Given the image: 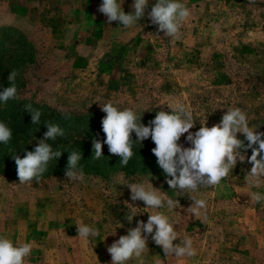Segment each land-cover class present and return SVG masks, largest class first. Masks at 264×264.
Segmentation results:
<instances>
[{
	"label": "rangeland",
	"instance_id": "rangeland-1",
	"mask_svg": "<svg viewBox=\"0 0 264 264\" xmlns=\"http://www.w3.org/2000/svg\"><path fill=\"white\" fill-rule=\"evenodd\" d=\"M133 2L123 0L126 14ZM155 2L149 0L145 17L125 28L107 22L98 11L102 0H0V28L12 27L27 41L15 48L25 59L6 67V79L16 70L29 96L59 110L103 112L100 104L111 101L140 116L181 102L193 112L195 132L239 107L249 126L264 132V0H179L190 10L179 39L165 37L147 18ZM237 138L247 145L243 134ZM182 146L191 145L183 140ZM238 151L245 161L238 159L220 186L193 193L172 191L166 177L127 176L118 167L104 177L85 173L83 181L44 174L21 184L18 177L0 176V236L14 246L32 243L24 264H111L107 247L154 211L131 201L121 184L150 182L179 200L174 211H159L177 233L173 243L190 237L196 255L166 257L149 237L145 264H264V203L251 199L253 192L264 193V183L246 181L252 150ZM191 197L207 202L199 216L185 211ZM125 201L139 208L131 224ZM78 221L100 236L76 238Z\"/></svg>",
	"mask_w": 264,
	"mask_h": 264
},
{
	"label": "clouds",
	"instance_id": "clouds-1",
	"mask_svg": "<svg viewBox=\"0 0 264 264\" xmlns=\"http://www.w3.org/2000/svg\"><path fill=\"white\" fill-rule=\"evenodd\" d=\"M123 0H102L98 11L107 17L110 24L113 21L125 28H130L145 17L149 0H134L131 7L133 11L126 14L122 8ZM190 17V10L179 0H156L155 4L147 13L151 24L158 26V31L163 32L165 37L173 39L180 38L182 23ZM18 72L12 70L8 76V87L0 91V102L7 103L17 95L16 78ZM101 110L106 113L102 119V131L106 136L102 142L93 139L94 158L103 157V145H107L109 153L120 157L122 166H127L134 155L133 146L135 142H142L149 137L155 144L151 149L156 157L158 166L163 170L166 183L172 191L178 193H193L200 188H215L221 185V181L228 177L229 173L236 167L237 160L245 161L239 149H251V156L248 163L252 165L250 171L245 175L246 181L255 187L264 183V132L257 131L249 126L246 114L239 107H229L223 114L221 121L211 127L202 122L199 130L192 132L196 125L193 112L181 102L170 103L167 108L170 111L160 110L156 112L155 118L148 126L140 123L141 116H137L131 108L118 109L111 101L100 104ZM31 114V122L34 125L40 124L41 111L33 109L31 105H25ZM47 131L43 139L37 142L34 151H27L23 158L15 156L17 175L19 183L24 184L37 181L47 171L51 160L62 155L61 151H53L52 145L47 141H55L57 137H63V130L55 124L46 123ZM135 132L137 139L134 141L131 134ZM241 133L247 140V145L237 138ZM186 135V141L190 147H183L179 141ZM12 138L11 129L0 122V143L7 144ZM255 146V147H254ZM82 154L78 151L69 152L65 177L72 181H83L84 172L79 166ZM170 177V178H169ZM121 177H117L120 180ZM130 189L131 201H142L146 207L153 212L148 213L147 222L137 221L135 227H130L126 235H122L107 247L111 256V264H128L132 259H137L139 264H145L142 259L147 248L148 238L157 246H160L166 257L176 258L193 257L196 251L193 247V240L185 237L180 243L174 244L177 233L173 224L161 209L172 212L180 207L179 200L162 194L159 189L153 187L149 182L124 183ZM251 199L255 203H264V193L253 192ZM191 206L185 211L194 216H199L201 210H206L205 199L191 197ZM127 202V201H125ZM127 204H129L127 202ZM131 205V212L126 220L131 224L133 218L138 214V207ZM206 218V217H205ZM78 236L85 242L90 237H99L100 230L78 221L76 224ZM123 226V224H122ZM121 226V227H122ZM116 233V232H115ZM113 233L112 235H115ZM105 237L103 241L106 239ZM32 243L26 242L14 246L13 242L0 236V264H24V259L32 251Z\"/></svg>",
	"mask_w": 264,
	"mask_h": 264
},
{
	"label": "trees",
	"instance_id": "trees-1",
	"mask_svg": "<svg viewBox=\"0 0 264 264\" xmlns=\"http://www.w3.org/2000/svg\"><path fill=\"white\" fill-rule=\"evenodd\" d=\"M16 33H18L17 30L12 27L0 28V91L10 86L6 79V67L24 58L15 54V48L17 46L23 48L27 41L16 36ZM16 86V97L7 103L0 102V122H4L12 131L9 142L0 143V176L18 177L15 156L23 158L27 151H34L37 142L43 139L44 133L48 130L45 124L51 123L58 125L63 130L64 136L57 137L55 141H47L52 145L53 151L62 152L59 158L49 162L47 171L44 173L47 177L55 175L65 177L69 152L78 151L82 154L79 166L82 167L84 174L104 177L118 167L120 172L127 176L152 175L156 179L165 178L163 170L158 166L156 157L151 152L155 144L150 137L142 144L134 143V155L127 166L121 165L119 156L109 153L106 144L102 149L103 157L95 159L92 142L93 139L101 142L106 139L102 131V119L106 113L94 109L59 110L39 102L35 96H29L26 85L19 82V79H16ZM25 105H31L33 109L41 111L39 125L32 124L31 114L26 110ZM156 112L152 110L149 114L140 115V123L148 126L149 122L155 118ZM131 136L134 141L137 139L135 132ZM183 140L186 138L179 141L181 145Z\"/></svg>",
	"mask_w": 264,
	"mask_h": 264
}]
</instances>
